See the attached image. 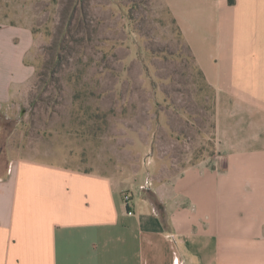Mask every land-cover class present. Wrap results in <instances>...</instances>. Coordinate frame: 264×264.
I'll return each instance as SVG.
<instances>
[{
  "label": "crops",
  "instance_id": "obj_1",
  "mask_svg": "<svg viewBox=\"0 0 264 264\" xmlns=\"http://www.w3.org/2000/svg\"><path fill=\"white\" fill-rule=\"evenodd\" d=\"M164 1L216 92L217 153L138 190L8 159L0 264H264V0ZM35 44L31 26L0 14L1 110L28 101Z\"/></svg>",
  "mask_w": 264,
  "mask_h": 264
},
{
  "label": "rangeland",
  "instance_id": "obj_2",
  "mask_svg": "<svg viewBox=\"0 0 264 264\" xmlns=\"http://www.w3.org/2000/svg\"><path fill=\"white\" fill-rule=\"evenodd\" d=\"M76 5L86 16L52 80L65 7ZM0 14L36 38L28 101L0 109V165L32 159L138 190L217 153L216 92L164 0H0Z\"/></svg>",
  "mask_w": 264,
  "mask_h": 264
},
{
  "label": "trees",
  "instance_id": "obj_3",
  "mask_svg": "<svg viewBox=\"0 0 264 264\" xmlns=\"http://www.w3.org/2000/svg\"><path fill=\"white\" fill-rule=\"evenodd\" d=\"M79 15H81L82 18H78ZM86 14H85V7L83 5H76V6H67L65 7V12L63 14L62 20H63V24H64V28L62 30V32L60 33L59 37L57 38L56 44L53 47V58L55 60L56 58V62H55V68L53 70H51V79L53 80L54 78H56V74H57V66L61 63V50L64 49V44L67 43V35L71 38V31L72 29V24L74 21H78L80 20L81 25L84 22V18H85ZM80 25V26H81ZM58 62V64H57ZM57 80V78H56Z\"/></svg>",
  "mask_w": 264,
  "mask_h": 264
},
{
  "label": "built area",
  "instance_id": "obj_4",
  "mask_svg": "<svg viewBox=\"0 0 264 264\" xmlns=\"http://www.w3.org/2000/svg\"><path fill=\"white\" fill-rule=\"evenodd\" d=\"M130 201H131V196L129 194H125L124 195L125 208L127 209V213L133 214L132 210L129 209V203H130Z\"/></svg>",
  "mask_w": 264,
  "mask_h": 264
},
{
  "label": "water",
  "instance_id": "obj_5",
  "mask_svg": "<svg viewBox=\"0 0 264 264\" xmlns=\"http://www.w3.org/2000/svg\"><path fill=\"white\" fill-rule=\"evenodd\" d=\"M24 113H25V109L22 108V110H21V114H24Z\"/></svg>",
  "mask_w": 264,
  "mask_h": 264
}]
</instances>
